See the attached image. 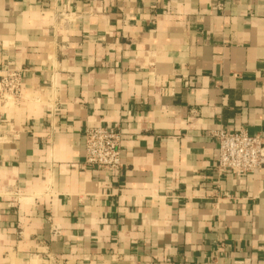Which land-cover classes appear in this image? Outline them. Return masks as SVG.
I'll use <instances>...</instances> for the list:
<instances>
[{"label":"crops","instance_id":"1","mask_svg":"<svg viewBox=\"0 0 264 264\" xmlns=\"http://www.w3.org/2000/svg\"><path fill=\"white\" fill-rule=\"evenodd\" d=\"M0 264H264V0H0ZM219 110V111H216ZM118 127L123 168L85 165Z\"/></svg>","mask_w":264,"mask_h":264},{"label":"built area","instance_id":"2","mask_svg":"<svg viewBox=\"0 0 264 264\" xmlns=\"http://www.w3.org/2000/svg\"><path fill=\"white\" fill-rule=\"evenodd\" d=\"M21 73L7 72L1 79L0 98L18 97ZM219 146L218 171L237 177L264 169V138L246 129L211 133ZM85 165L88 168L119 172L123 168L122 133L118 127H89L85 131Z\"/></svg>","mask_w":264,"mask_h":264},{"label":"rangeland","instance_id":"3","mask_svg":"<svg viewBox=\"0 0 264 264\" xmlns=\"http://www.w3.org/2000/svg\"><path fill=\"white\" fill-rule=\"evenodd\" d=\"M12 99H14V98L10 97V100H11V101H12Z\"/></svg>","mask_w":264,"mask_h":264},{"label":"clouds","instance_id":"4","mask_svg":"<svg viewBox=\"0 0 264 264\" xmlns=\"http://www.w3.org/2000/svg\"><path fill=\"white\" fill-rule=\"evenodd\" d=\"M216 111H219V110H216Z\"/></svg>","mask_w":264,"mask_h":264}]
</instances>
